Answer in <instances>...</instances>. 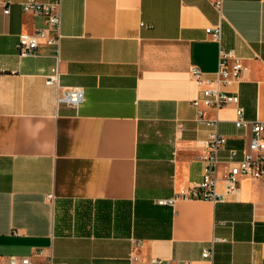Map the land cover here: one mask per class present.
<instances>
[{
    "label": "crops",
    "instance_id": "obj_1",
    "mask_svg": "<svg viewBox=\"0 0 264 264\" xmlns=\"http://www.w3.org/2000/svg\"><path fill=\"white\" fill-rule=\"evenodd\" d=\"M0 0V259L52 253L53 264H130L132 239L143 264L202 259L264 264V177L241 178L223 201L177 198L203 179L206 125L189 72L217 69L219 46L206 28L219 21L209 0H62V38L37 56L18 55V35L45 26L25 0ZM50 1V0H39ZM223 43L242 57L225 88L245 117L264 121V0H224ZM150 24L151 26H148ZM58 55V56H57ZM83 87L77 108L58 103L47 83ZM227 137L223 157L242 150L250 129L234 105L206 109ZM229 163L218 167L223 177ZM42 250V255L36 251Z\"/></svg>",
    "mask_w": 264,
    "mask_h": 264
},
{
    "label": "built area",
    "instance_id": "obj_2",
    "mask_svg": "<svg viewBox=\"0 0 264 264\" xmlns=\"http://www.w3.org/2000/svg\"><path fill=\"white\" fill-rule=\"evenodd\" d=\"M219 15V21L206 28V32L218 43L219 56L218 66L212 73H206L196 65H191L189 72L193 79L199 84V95L192 100L196 109L195 120L206 125L208 129L205 140V153L202 156L204 163L203 179L191 185L183 193L167 199H161L160 203L173 205L177 198L186 199H208L214 202L223 201L230 193L238 189V182L241 178H262L264 177V121L250 120L245 117L244 107L240 104V97L236 93L226 90V86L233 80L239 79L243 71L242 57L234 48H228L223 43V21L224 0H209ZM10 1H5L4 12H10ZM22 8L27 13L44 15L45 26L35 28L32 32H22L18 35V55L23 57L37 56L38 47L42 43L55 45L59 52L62 38V0H25ZM148 26H151L148 24ZM58 56V55H57ZM47 83L56 87V98L58 103H66L75 108L79 107L85 100L83 87L70 86L62 88L59 84V71L54 68L47 77ZM228 105H234L236 111L235 125L239 128L250 129L251 136L242 150L241 158H237V150L231 149L225 157L221 155L227 137L220 132L219 119L207 118L205 110H219ZM226 161L230 165L223 177V191L218 190L220 178L218 167L221 162ZM132 249L129 253L130 264H143L135 254L137 247L142 245L140 240L132 239ZM43 251H36V255H42ZM214 255L213 243L202 251V259L185 261L183 264H202L203 261L211 262ZM163 258L153 257L152 264H160ZM0 264H53L52 253L47 255L44 261L36 263L32 255H7L0 259ZM168 264H172L170 259Z\"/></svg>",
    "mask_w": 264,
    "mask_h": 264
}]
</instances>
